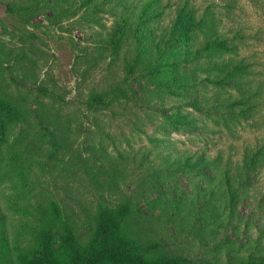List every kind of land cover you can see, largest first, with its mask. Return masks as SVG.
<instances>
[{
  "label": "rangeland",
  "instance_id": "rangeland-1",
  "mask_svg": "<svg viewBox=\"0 0 264 264\" xmlns=\"http://www.w3.org/2000/svg\"><path fill=\"white\" fill-rule=\"evenodd\" d=\"M145 1L109 0L96 10L87 0H44L32 15L22 17L7 6L33 7L35 0H0L1 43L10 49L25 44L30 51L28 58L0 72V82L9 94L22 96L29 114L38 111L42 126L56 130L48 126L51 116L61 128V147L42 144L35 165L42 177L37 193L71 195L85 222L104 202L101 196L112 208L132 200L141 212L135 228L142 243L195 264L264 259V161L245 175L233 205L222 191L209 197L221 185L215 173L214 181H204L167 165L171 154L191 151L206 160L231 159L246 171L251 152L264 148V0H189L208 22L194 43L210 36L239 47L236 54L217 55L209 68L247 65L249 73L233 74L224 88H197L188 105L152 83L142 66L129 74L136 53L133 38L119 52L110 43L118 20L139 13ZM158 1L164 16L147 26L160 37L186 0ZM142 34L148 36L146 30ZM178 48L186 55L183 69L189 71L193 46ZM13 78L31 88L15 86ZM127 81L133 99L118 93L121 98L110 110L86 106L93 94L111 95ZM39 85L49 86L61 99L39 95ZM102 151L105 171L95 164H101ZM231 176L236 178L235 172ZM10 184L0 185V198L10 194ZM65 186L73 192H63Z\"/></svg>",
  "mask_w": 264,
  "mask_h": 264
},
{
  "label": "trees",
  "instance_id": "trees-1",
  "mask_svg": "<svg viewBox=\"0 0 264 264\" xmlns=\"http://www.w3.org/2000/svg\"><path fill=\"white\" fill-rule=\"evenodd\" d=\"M42 1L35 0L33 7L14 8L8 5L7 9L13 14L28 17ZM108 2L87 0L96 10ZM164 13L158 0H146L139 13L118 20L110 34L109 40L115 52H119L130 38L134 39L136 53L129 65L130 75L137 66H142L152 83L163 86L179 102L188 105L191 102L190 94L195 93L197 88H224L229 86L233 74L249 73L247 65L234 66L232 70L228 64L219 69L209 68L217 55L236 54L239 47L226 38L210 36L194 43L199 34L205 32L208 22L197 14L189 0L179 6L170 28H166L159 37L154 34L155 28L147 24L159 22ZM145 30L147 37L142 34ZM178 46L186 49L193 46L189 61L192 68L189 71L183 69L186 55L180 53ZM29 55L25 44L10 49L0 41V72H8L12 61L22 62ZM12 82L17 87L31 88L26 82H19L15 78ZM6 88L0 82V185L11 181V192L0 198V264H195L184 258L163 254L159 245L142 243L135 228V219L141 212L134 208L132 200L112 208L101 196L104 202L98 204L92 219L85 222L82 209L72 204L74 200L71 195L61 194L59 190L37 193L42 177L35 165L39 153H43L42 144L61 147L57 134L61 128L51 116L46 118L48 126L56 130L42 126L38 111L32 110L29 114L22 96H13ZM35 90L45 98L61 99L49 86L39 85ZM117 91L111 95L95 93L86 106L98 111L110 110L121 97H135L130 81ZM118 93L122 94L121 97ZM174 121L179 122L178 114H175ZM101 153L103 158L98 157L101 164L96 161L95 164L105 171V151ZM247 161L245 171L231 159L227 162L218 158L206 160L204 156L199 157V152L185 151L177 156L171 154L167 165L194 174L204 181H214L211 174L215 173L222 178L219 182L221 185L217 189L212 188L209 197L222 191L233 205L241 193L240 184L245 175L264 161V148L252 151ZM232 172H235L236 178L231 176ZM100 187L105 189V186ZM69 191L73 192L71 186L63 187V192ZM81 203L76 202L78 207ZM85 233L89 235L86 242ZM250 264H264V259Z\"/></svg>",
  "mask_w": 264,
  "mask_h": 264
}]
</instances>
